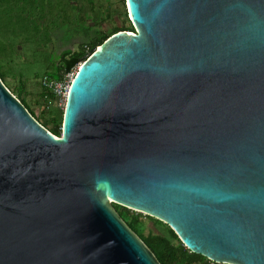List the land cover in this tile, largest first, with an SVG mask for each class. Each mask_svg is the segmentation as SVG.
Returning <instances> with one entry per match:
<instances>
[{
    "label": "water",
    "instance_id": "obj_1",
    "mask_svg": "<svg viewBox=\"0 0 264 264\" xmlns=\"http://www.w3.org/2000/svg\"><path fill=\"white\" fill-rule=\"evenodd\" d=\"M60 137L0 79V264H160L113 204L215 264H264V0H125Z\"/></svg>",
    "mask_w": 264,
    "mask_h": 264
},
{
    "label": "trees",
    "instance_id": "obj_2",
    "mask_svg": "<svg viewBox=\"0 0 264 264\" xmlns=\"http://www.w3.org/2000/svg\"><path fill=\"white\" fill-rule=\"evenodd\" d=\"M76 12L81 13V9L71 0H57L54 4L53 0H0V79L7 88L6 77L10 72L8 64L12 62L11 57L20 58V48L24 46L29 48V45L35 48V52H39L40 45L30 44V42L41 36L40 33L45 29L43 23L47 16L54 15L55 18L57 17V22L55 19L51 20V28L46 27L49 30L47 38L53 32L55 33V30H61V27H69V24L79 28L85 38L84 42L76 44L75 49L46 53L41 62V64L46 65L43 77L46 76L56 82L67 80L69 75L74 76L78 66L86 61L94 50L113 34L120 31L135 33L125 10H123L122 16L117 11V15L123 19L125 27L115 28L110 33L98 29L99 23L104 19L92 21V26H88L81 21L83 16L76 18ZM113 14V12L108 11L107 18H111ZM45 33L47 32L45 31ZM27 35H31L32 39L28 40ZM68 37H64L63 41L68 40ZM41 87V98L44 102L51 104L57 100L54 94L43 88L42 84ZM23 92L25 89L22 83L17 86V89L11 91L42 126L53 135L60 137L64 107L58 112H52V109L47 106L41 112L40 117H36L29 104L21 98ZM47 114L50 115L49 119H46ZM113 208L129 229L145 243L160 264H215L186 249L166 224L115 204H113ZM144 218L153 223L155 233L149 231L146 234L148 230L144 225Z\"/></svg>",
    "mask_w": 264,
    "mask_h": 264
},
{
    "label": "rangeland",
    "instance_id": "obj_3",
    "mask_svg": "<svg viewBox=\"0 0 264 264\" xmlns=\"http://www.w3.org/2000/svg\"><path fill=\"white\" fill-rule=\"evenodd\" d=\"M55 1L57 2V0H53V4ZM71 1H73V3H75V5L81 9V13H75L76 18L83 16V18H81V21L88 26H92V21L104 19L99 23L98 29L105 33H110L115 28L125 27L123 19L120 18V16H122L123 14V10L127 12L125 0ZM108 11L114 13L111 18H107ZM117 11L120 12V16L117 15ZM52 19H55V22H57V17L55 18L54 15L47 16L43 23L45 29L40 33L41 36L30 42V44L40 45L39 52H35V48L33 46L29 45L30 49L28 48V46H24L20 48V58H16V56H13L11 57L12 62L8 64L10 66V72H8L7 74L6 83L9 91L11 92L13 89H17V86L20 83L24 84L25 92H23L21 98H23L29 104L36 117H40L41 112L45 110L47 106L52 109V112H58L65 105V101H59L58 99L51 104H47L41 98V80L44 75V71L46 70V65L41 64V62L42 60H44L46 53H51L52 51L56 50L60 52L64 49H75L76 44L85 41L84 35L81 33L79 28L77 29L74 26H70V24V28L67 26L61 27V30H55V33L53 32V34H51L49 38H47L49 34V30L47 28H51ZM45 31L47 33H45ZM64 37H68V40L63 41ZM27 38L28 40H31L32 36L27 35ZM18 42H20L19 39ZM73 77L74 76L69 75L67 77V81H71ZM49 117L50 115L47 114L46 119H49ZM143 221L145 227L148 230L146 231V234L149 231H152L154 233L156 232L155 227L151 221L145 218L143 219Z\"/></svg>",
    "mask_w": 264,
    "mask_h": 264
},
{
    "label": "built area",
    "instance_id": "obj_4",
    "mask_svg": "<svg viewBox=\"0 0 264 264\" xmlns=\"http://www.w3.org/2000/svg\"><path fill=\"white\" fill-rule=\"evenodd\" d=\"M71 81L56 82L44 76L42 77L41 84L43 88L54 94L59 101H66Z\"/></svg>",
    "mask_w": 264,
    "mask_h": 264
}]
</instances>
